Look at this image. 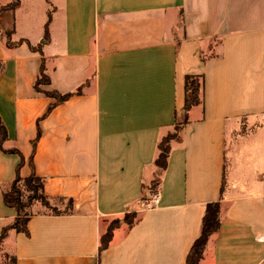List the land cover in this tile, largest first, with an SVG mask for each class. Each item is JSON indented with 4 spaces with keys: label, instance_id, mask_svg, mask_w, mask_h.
Returning a JSON list of instances; mask_svg holds the SVG:
<instances>
[{
    "label": "crops",
    "instance_id": "1",
    "mask_svg": "<svg viewBox=\"0 0 264 264\" xmlns=\"http://www.w3.org/2000/svg\"><path fill=\"white\" fill-rule=\"evenodd\" d=\"M16 2L0 12V236L17 217L2 188L22 157V178L42 177L52 203L73 207L35 204L29 236L10 231L2 252L16 264H186L207 205L220 202L200 264H264V0ZM43 66L50 85L37 91ZM187 75L203 76V103L160 171ZM78 89L60 104L43 93ZM250 137L256 180L236 182L228 143ZM155 181L160 204L146 208Z\"/></svg>",
    "mask_w": 264,
    "mask_h": 264
},
{
    "label": "trees",
    "instance_id": "2",
    "mask_svg": "<svg viewBox=\"0 0 264 264\" xmlns=\"http://www.w3.org/2000/svg\"><path fill=\"white\" fill-rule=\"evenodd\" d=\"M17 0L13 4L7 5L0 8V12L11 10L17 5ZM48 28V25H47ZM48 30V29H47ZM203 76L197 75H187L185 78V104L182 112L185 113L184 121H179V115L177 113V120L175 124V129L177 136L168 135L166 136L159 145L160 154L156 160V165L160 171L167 168L168 158L171 150V141L179 138L180 131L182 127L188 121V113L194 107L203 103ZM41 85H50V78L44 72V66L41 71V75L35 83V89L40 91ZM48 97L55 98L57 100L56 104L63 103L81 93V89L76 92H71L67 94H61L57 91L43 92ZM54 106H51L53 108ZM50 108V109H51ZM178 137V138H177ZM7 140V131L0 117V147L3 149V143ZM10 153H18L17 150H10ZM22 157V156H21ZM23 164L22 161L17 167V174L15 179L11 182L8 187L2 188L3 201L7 207L14 208L17 211V217L14 223L5 228L0 236V251H2V242L7 237L10 231H15L16 233H23L29 236L28 224L33 215L30 208L40 203L45 208L50 210V212L59 214L60 211L51 205L49 198L44 192V179L35 175L34 173L28 178H22L19 174L20 167ZM158 186V181L153 183L151 192L156 194L155 189ZM73 207V201H68L67 210H71ZM220 202H212L207 205L206 212L202 220V226L200 235L191 247L189 254L187 256L186 264H200L204 256V251L210 237L215 234L220 228ZM136 215L129 214L125 216L124 221L132 227L135 223ZM120 225V220H114L107 228L106 233L101 237L100 242V252L108 248L112 241L114 230ZM7 255V254H6ZM17 259L12 256L11 264H16Z\"/></svg>",
    "mask_w": 264,
    "mask_h": 264
},
{
    "label": "rangeland",
    "instance_id": "3",
    "mask_svg": "<svg viewBox=\"0 0 264 264\" xmlns=\"http://www.w3.org/2000/svg\"><path fill=\"white\" fill-rule=\"evenodd\" d=\"M184 119H185V113L181 112V114L179 115V121L182 122L184 121ZM169 135L177 136L176 129L174 128ZM228 138H230V136ZM253 141L254 138L250 137V138H245L242 141L240 140L234 145L228 143L229 163L230 162L234 163V165L231 164L230 167H232L233 169L232 172L235 175L236 182H247L249 180L254 182L256 180L255 170L257 169L258 166H256L257 164L255 163L258 157L252 155L253 146H254ZM260 149L264 152V144L261 145ZM233 156L235 157V159L233 158L231 161L230 158H232ZM50 203L52 206H54L53 204H56L58 205L59 208L61 209L65 208V210H67L68 207V201H56L55 203H52L50 201ZM33 206L30 208L31 212L32 211L34 212L35 210ZM45 210L50 211L47 208H45ZM11 262H12V256L6 255L2 251H0V264H11Z\"/></svg>",
    "mask_w": 264,
    "mask_h": 264
},
{
    "label": "built area",
    "instance_id": "4",
    "mask_svg": "<svg viewBox=\"0 0 264 264\" xmlns=\"http://www.w3.org/2000/svg\"><path fill=\"white\" fill-rule=\"evenodd\" d=\"M160 204V196L156 194L151 200L146 203V208H155Z\"/></svg>",
    "mask_w": 264,
    "mask_h": 264
}]
</instances>
